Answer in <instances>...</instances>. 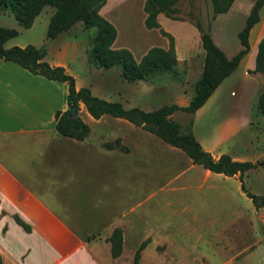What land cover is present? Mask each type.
Listing matches in <instances>:
<instances>
[{
	"label": "rangeland",
	"instance_id": "1",
	"mask_svg": "<svg viewBox=\"0 0 264 264\" xmlns=\"http://www.w3.org/2000/svg\"><path fill=\"white\" fill-rule=\"evenodd\" d=\"M176 8L173 16L191 24L196 19L204 24L211 11L209 0H179ZM51 13L52 8L44 6L29 27H21L10 11H0V26L17 31L8 44L42 43ZM85 32L87 40L94 29ZM129 44L133 57L139 60V41L131 40ZM184 65L177 64V74L167 71L135 82L123 80L113 67L88 75H82L77 66L72 70L77 86L87 83L93 94L118 101L124 107L152 110L173 103L172 97L179 90L175 78H180ZM53 101L58 107L63 103ZM78 106L76 116L90 128L85 143L64 137L55 139L44 132L30 133L24 141L20 135L12 134L3 145H8L6 150H12L14 157L29 147L30 158L24 165L34 181L25 186L38 197L46 196L81 241L89 243L96 257L93 264H133V253L143 241L145 245L135 264H264V206L255 209L240 187L235 188L229 181L228 196L195 200L192 194L198 182H184L187 175L172 178L186 166L184 153L121 118L104 115L92 120L83 105ZM66 109L67 105L61 111ZM170 118L185 131L192 114L177 110ZM207 123L203 121L202 131H214V126ZM202 137L208 139V135ZM115 139L128 148L127 154L118 148L103 147ZM215 146L218 153L226 151L233 159H264V122L252 120ZM204 179L206 185L217 182L209 175ZM243 183L250 193L264 195V170L257 166L246 171ZM13 215L16 214L11 215L12 219ZM116 219L123 226H117ZM113 226L121 230V250L116 257L110 255L108 242Z\"/></svg>",
	"mask_w": 264,
	"mask_h": 264
},
{
	"label": "crops",
	"instance_id": "2",
	"mask_svg": "<svg viewBox=\"0 0 264 264\" xmlns=\"http://www.w3.org/2000/svg\"><path fill=\"white\" fill-rule=\"evenodd\" d=\"M144 1L105 0L98 11L115 28V39L111 46L130 49L129 41L138 40L141 46L139 58L151 46L164 49L168 46L167 38L162 36L157 28L144 26L146 15L142 9ZM255 1L233 0L226 12L217 13L212 10L209 12L210 37L227 59L232 58L241 49L237 35L243 29ZM156 20L164 31L172 35L177 62L185 63L184 71L179 75L180 78H175L179 90L172 97L173 103L183 106L194 95V83L201 74L204 50L199 32L185 19H171L158 13ZM170 24L175 29H172ZM85 30L79 21L75 22L55 38L46 39L36 47L44 48L45 61L50 65L62 66L73 77V66L79 67L82 75L103 70L87 61ZM263 39L264 3L259 9L258 21L249 30L248 51L241 57L235 69L217 85L205 102L192 114V133L202 149L214 158L222 153L231 155L226 151L218 153L215 145L227 141L239 128L252 120H257V123L264 122V113H261L257 107L258 96L264 90V74L256 65L258 49ZM25 44L29 43L19 46ZM13 45L15 43L8 44V41L4 43L5 47ZM74 80L76 85L77 78L74 77ZM81 86L89 88L87 83ZM76 87L79 86L76 85ZM66 92L64 82L31 74L14 62L0 59V256L2 264H93L96 261L89 243L85 244L81 241L76 231L71 229L69 224L56 213L55 208L46 201V196L38 197L25 186L26 182L34 181L27 170L28 167L25 168L24 165V162L27 163L25 160L30 158L29 147L21 150L23 155L14 157L10 153L12 150H6L8 145H3V142L7 141L12 134L20 135L24 141L30 133L44 132L49 133V136L52 134L55 139L64 137L67 141L85 143L89 132L82 140H75L58 136L54 129V112L61 111L63 106L67 105ZM56 93H59L57 99H55ZM61 94L63 99L60 98ZM53 100H63V103L58 107ZM79 105L82 104L79 103ZM87 117L99 120L102 116L98 119H93L89 115ZM203 121H207L208 126H214L215 130L203 132ZM227 127H233L232 132L226 131ZM203 135H208V139L204 140L206 137H202ZM123 147L125 149H118L127 154L128 148ZM181 175H187L183 179L184 182L192 184L198 182L194 188L193 197L190 196L195 200H215L228 196L227 181L234 183L235 188L239 187L238 179L232 178L236 175L225 176L211 172L200 165L191 163L188 157L185 168L173 174L172 178L174 180ZM205 175L211 176L217 182L208 183L207 186ZM206 195L212 197L209 198ZM14 213L29 225V231H25L14 222L11 217ZM118 222L116 225L121 227L123 223Z\"/></svg>",
	"mask_w": 264,
	"mask_h": 264
},
{
	"label": "trees",
	"instance_id": "3",
	"mask_svg": "<svg viewBox=\"0 0 264 264\" xmlns=\"http://www.w3.org/2000/svg\"><path fill=\"white\" fill-rule=\"evenodd\" d=\"M233 0H209L210 9L217 13L226 12ZM105 0H0V11L11 12L21 27H29L35 16L44 6H50L52 13L49 16L45 38H55L67 30L75 22H80L83 29L93 28L94 32L87 37L86 58L96 68H116L121 78L128 82H135L146 77L157 75L161 72L177 74V59L173 47V37L160 28L156 15L162 13L171 19H181L173 16L176 13V5L179 0H145L142 9L145 12L144 26L146 28H157L159 33L167 38V48L152 46L136 60L131 51L125 47L113 48L112 42L115 39L114 26L103 18L99 8ZM264 0H256L245 20L243 29L238 33L241 49L230 59H227L222 51L213 43L209 34V16L203 24L196 19L192 24L199 32L201 46L204 50L201 74L194 83V95L186 105L180 106L175 103L163 104L152 110H144L138 106L124 107L118 101H112L95 95L86 86L76 87L72 75L67 73L62 66L50 65L44 60V48H38L32 44L24 46L5 47L4 43L17 35L12 28L0 26V59L11 61L31 74L40 75L48 80L64 82L66 84V104L78 105L81 103L89 116L98 119L108 115L114 118H121L143 130L154 134L162 141L172 147L180 149L193 164L200 165L214 173H221L225 176L236 175L239 181L240 190L248 197L254 206H264V195H256L246 190L243 183L244 172L260 166L264 170V159L257 162L249 160H234L228 154L222 153L214 158L209 152L202 149L191 131L190 120L188 128L183 131L177 122L170 118V115L179 110L193 114L208 98L217 85L229 75L237 66L239 60L248 51V33L253 24L259 19V9ZM256 65L264 74V39L260 43ZM183 73V72H182ZM257 107L264 113V90L257 99ZM54 129L65 137L75 140H82L89 132V126L78 116L67 118V109L54 112ZM104 147L125 149L119 144V140L105 142ZM14 221L28 231L29 225L24 223L16 215ZM121 230L114 227L108 237L110 255H119L121 246ZM145 241L141 242L133 253L132 262L136 263L140 250L144 247ZM0 264L2 259L0 256Z\"/></svg>",
	"mask_w": 264,
	"mask_h": 264
},
{
	"label": "water",
	"instance_id": "4",
	"mask_svg": "<svg viewBox=\"0 0 264 264\" xmlns=\"http://www.w3.org/2000/svg\"><path fill=\"white\" fill-rule=\"evenodd\" d=\"M77 108H78V105L67 104V118L71 119V118L76 117ZM255 209H258V207L256 206Z\"/></svg>",
	"mask_w": 264,
	"mask_h": 264
},
{
	"label": "bare ground",
	"instance_id": "5",
	"mask_svg": "<svg viewBox=\"0 0 264 264\" xmlns=\"http://www.w3.org/2000/svg\"><path fill=\"white\" fill-rule=\"evenodd\" d=\"M79 109H80V106H78V108H77L76 112H78V111H79ZM81 109H82V107H81ZM83 110H84V108H83Z\"/></svg>",
	"mask_w": 264,
	"mask_h": 264
}]
</instances>
